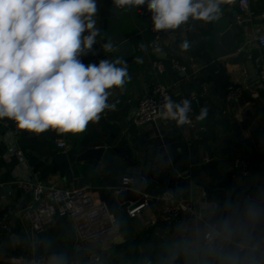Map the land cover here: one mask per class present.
Masks as SVG:
<instances>
[{
	"label": "crops",
	"instance_id": "crops-1",
	"mask_svg": "<svg viewBox=\"0 0 264 264\" xmlns=\"http://www.w3.org/2000/svg\"><path fill=\"white\" fill-rule=\"evenodd\" d=\"M97 2L99 11L96 26L100 34L96 37L94 53L88 54L83 61L85 64L92 63L93 57L113 62L116 60L103 42L112 2ZM250 2L252 15L238 25V33L235 35L237 48L247 42L257 25L264 27V0ZM228 5L233 6L232 2ZM122 13V28L132 42L134 51L132 60L126 62L131 79L123 90H110L113 94L109 102L116 103L115 110H106L101 114L102 120L89 122L83 133H66L67 152H82L90 147L105 146L127 162L125 175L135 177V190L142 193L169 190L143 173V165L147 164L146 157L152 145L154 160L162 157L163 164L170 166L183 180L182 187H177L174 194L192 199L195 206L194 192L198 194L207 191L209 200L223 199L245 189L252 190L257 181L264 182V154L259 140L260 129L264 130V83L259 78L254 60L259 55L264 58V49L254 47L250 51H238L236 48L234 54L218 58L211 42V22L190 19L181 28L165 32L164 48L155 52L152 47L153 37L148 30L151 13L146 6L122 8ZM185 39L192 44L187 52L180 49ZM141 44L145 45L144 49ZM161 52H165L164 58L157 56ZM138 58L142 62L137 63ZM158 59L165 64L163 74L156 71L155 61ZM173 59L184 66L185 70L174 68ZM157 81L171 87L175 102L182 95L207 87V93L193 103L194 113L190 124L178 127L175 121L161 119L158 115L154 122L140 129L134 127L132 116L138 101L150 92L151 86ZM232 82L243 85L245 95L236 102H227L225 90ZM202 107L208 108V116L204 121H196L195 116ZM2 120L11 123L0 127V148H19L24 153V159L12 168L9 166V156L0 152V186H10V194L0 196V215L9 212V226L6 230H0V264H31V256L41 253L37 246L41 240L40 233L31 229L25 212L34 196L32 192L19 188L16 180L31 179L34 182L35 174L39 171V180L47 186L68 187L91 183L96 186L95 194L99 200L103 193L111 192L110 187L120 181L113 177L114 169L105 159L74 164L64 176L59 171L54 172L48 160L62 152L56 145V133L48 132L42 136L25 133V130L17 133L12 120ZM194 153L199 154L198 176L192 174ZM205 157L210 160L204 161ZM236 157H244L249 161L248 176H240L233 168V159ZM205 162L209 164V170L203 166ZM197 180L203 183L198 184ZM130 204L122 205L116 213L119 222L118 238L121 236L123 241L118 242L116 239L107 250L99 242L94 243V248L101 250V253L106 251L107 255L102 253L101 261L92 264H144L145 260H150L152 264H163L164 252L160 245L165 241V236H174L177 223L190 216L183 215L179 221L168 224L163 220L162 203L154 202L136 218H129L126 208ZM123 215L129 223H121ZM147 231L155 236L154 242L149 244L152 255L147 254L142 244L132 247L131 252L117 247ZM62 243L66 249L58 254V257H63L62 264L70 257L88 261V254L81 258L77 256L76 248L79 246L74 245L68 235L63 237Z\"/></svg>",
	"mask_w": 264,
	"mask_h": 264
},
{
	"label": "clouds",
	"instance_id": "clouds-1",
	"mask_svg": "<svg viewBox=\"0 0 264 264\" xmlns=\"http://www.w3.org/2000/svg\"><path fill=\"white\" fill-rule=\"evenodd\" d=\"M231 2L112 0L116 9L146 6L155 32L177 30L190 19L217 21L222 5ZM98 11L97 0H0V120H12L30 134L49 129L83 133L89 122L115 110L110 90H123L131 79L127 63L101 59L85 64L82 59L94 53ZM191 47L187 39L180 44L183 52ZM191 112L189 99L175 102L165 96L159 116L182 127ZM207 116L208 108L202 107L195 119ZM165 195L175 199L172 189ZM193 198L196 208L166 240L163 264H264V182L223 199L209 200L207 191L194 192ZM52 262L62 264L63 257L53 256Z\"/></svg>",
	"mask_w": 264,
	"mask_h": 264
},
{
	"label": "built area",
	"instance_id": "built-area-1",
	"mask_svg": "<svg viewBox=\"0 0 264 264\" xmlns=\"http://www.w3.org/2000/svg\"><path fill=\"white\" fill-rule=\"evenodd\" d=\"M238 10L237 20L239 24H243L247 18L251 17V2L250 0L232 1ZM149 32L152 34V47L155 52L163 50V39L165 32L153 31L152 21L150 18ZM264 49V27L257 25L250 33L249 39L243 45L237 48L238 51L244 49L250 51L252 48ZM159 49V51H157ZM88 55L82 57L86 60ZM92 63H98L99 58L93 57ZM256 68L259 73V78L264 83V58L262 56L254 57ZM172 65L178 70H185V67L178 63L177 60H172ZM157 73L163 74L166 70L165 64L161 59L155 61ZM207 93V87L203 86L199 90H193L188 94L182 95L177 102L184 99H189L192 104V112L189 113L190 124L194 113L193 103ZM245 95V87L237 83H229L225 90V100L227 102H236L242 99ZM169 96L173 101V91L171 87L161 81H157L151 86L150 92L142 97L137 104V108L132 116V123L135 128H142L148 123H152L159 115L160 105L163 103L164 97ZM11 122L0 120L1 126H8ZM15 131L19 133L22 129L18 128L15 122ZM48 132H55V141L58 148L67 152L66 133H57L54 129H49ZM46 132V133H48ZM46 133L39 134L40 136ZM9 152L24 159V153L19 148L10 147ZM209 157H205L204 161H209ZM233 168L242 177L249 174L250 163L244 157H236L233 159ZM40 172L35 174L36 181L16 180L19 188L32 192L34 199L25 208L28 215L31 229L37 233L52 230L59 223V218L67 217V232L66 235L74 241V245L87 250L88 261L84 262L81 259L70 257L65 264H92L100 262L102 259L101 250L94 248V243H100L104 250L110 248V244L119 236V222L116 213L110 212L105 202L96 197V186L91 183L75 184L68 187L47 186L39 180ZM127 177L128 183H124L123 179ZM136 179L134 176H123L121 181L110 187L111 192L116 195L126 189H135L133 187ZM167 189H160L155 192H145L143 196L136 202L131 203L126 208V215L129 218H136L141 212L149 207L154 202H161V213L163 220L168 224H174L179 221L183 215H190L196 208L194 201L186 196H177L175 199H169L165 193ZM9 226V212L0 215V230H6ZM31 264H48V255L38 253L31 256Z\"/></svg>",
	"mask_w": 264,
	"mask_h": 264
},
{
	"label": "water",
	"instance_id": "water-1",
	"mask_svg": "<svg viewBox=\"0 0 264 264\" xmlns=\"http://www.w3.org/2000/svg\"><path fill=\"white\" fill-rule=\"evenodd\" d=\"M112 2V0H110ZM229 3L222 5V15L217 21L211 22V42L215 50V54L218 58L225 57L236 52L237 44L235 41V35L238 33V10L235 5L229 6ZM123 13L122 9H116L111 7V16L108 19V29L106 36L103 40L104 44H110L111 47L108 48L112 52L114 58L121 59L124 62L132 60L133 58V46L132 42L129 40L128 36L124 33L123 28ZM158 57H165V52L157 54ZM103 116L98 120H102ZM25 133H28L26 130ZM260 142L263 148L264 154V130L260 129ZM152 145H150L149 154L146 157L147 164L143 165V173L145 176H149L153 181L157 182L160 186L172 189L173 191L177 187H182V178L174 171L171 170L170 166L163 164L162 157L158 158L157 161L154 160ZM2 155L7 154L10 158L9 166L13 168L14 165L22 163V158L18 157L15 152H9L4 148H0ZM105 159L106 162L112 166L114 169L113 177L121 181L122 177L127 172V162L115 154L114 152L108 150L105 146H94L85 149L82 152L78 150H73L70 152H58L56 155L49 158L48 162L53 165V171H59L62 176L72 168L74 164L101 161ZM199 164V154L194 153L192 157V174L198 176ZM206 169H210L207 162L203 163ZM197 183H203L197 180ZM210 190L209 187H206ZM4 194H10V186L4 184L0 186V196ZM143 196V193L135 189H126L118 194L114 195L112 192L103 193L101 196V201L105 202L108 206L110 212L117 213L122 205L127 203H133L138 201ZM67 217L62 216L59 218V223L50 231L40 233V242L37 246L40 247L41 252L48 255V264H53L52 257L59 256L58 254L64 252L65 246L62 243L63 237L66 235ZM172 237L167 234L165 236V241L160 245V248L164 252L163 260L167 259L166 253L167 248L165 246L166 240ZM118 242L123 241L120 236L117 238ZM76 253L79 258L88 254L82 248H76ZM104 256L107 255L106 251L102 252Z\"/></svg>",
	"mask_w": 264,
	"mask_h": 264
},
{
	"label": "trees",
	"instance_id": "trees-1",
	"mask_svg": "<svg viewBox=\"0 0 264 264\" xmlns=\"http://www.w3.org/2000/svg\"><path fill=\"white\" fill-rule=\"evenodd\" d=\"M145 240H147V242ZM154 240H155V236L151 232L147 231L143 234L138 235L134 240L128 241L123 244H119L117 245V247L124 248L125 250L130 251L132 247H136L142 244L146 247L147 254L152 255L151 250L149 249V244L154 242ZM134 254L136 255L137 253L134 252Z\"/></svg>",
	"mask_w": 264,
	"mask_h": 264
},
{
	"label": "rangeland",
	"instance_id": "rangeland-1",
	"mask_svg": "<svg viewBox=\"0 0 264 264\" xmlns=\"http://www.w3.org/2000/svg\"><path fill=\"white\" fill-rule=\"evenodd\" d=\"M120 220H121V223H122L123 221L128 222V220L126 219V216H125V215H123L122 218H121ZM128 223H129V222H128ZM130 258H132V255H130Z\"/></svg>",
	"mask_w": 264,
	"mask_h": 264
}]
</instances>
